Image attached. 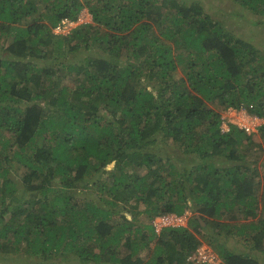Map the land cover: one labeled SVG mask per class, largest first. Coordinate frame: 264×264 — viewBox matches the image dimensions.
Here are the masks:
<instances>
[{"label": "trees", "instance_id": "1", "mask_svg": "<svg viewBox=\"0 0 264 264\" xmlns=\"http://www.w3.org/2000/svg\"><path fill=\"white\" fill-rule=\"evenodd\" d=\"M231 1L216 21L195 0H0V264H201L214 242L263 264L264 156L219 111L264 121V55L228 28L264 0ZM83 9L93 26L53 32Z\"/></svg>", "mask_w": 264, "mask_h": 264}, {"label": "rangeland", "instance_id": "2", "mask_svg": "<svg viewBox=\"0 0 264 264\" xmlns=\"http://www.w3.org/2000/svg\"><path fill=\"white\" fill-rule=\"evenodd\" d=\"M195 3H198L199 5H201L204 12L216 21L223 20L222 19L223 12H225V11L231 12L233 10V7L235 6V3H233L231 0H195ZM172 12H174L173 9H172ZM84 14L81 13V15H84ZM81 15H79V18H83ZM251 18H252L251 21L248 23L241 24L240 26H237L235 28L232 27L235 25H230V26L228 25V28L236 36L241 37L242 39H245V40L250 39L249 43L254 44L255 47L260 50V53L262 55H264V42H259L260 44L257 42L258 40L264 41V18L254 17V16ZM87 19H89V17H87ZM227 22L229 24L236 23V21L232 18H230ZM254 38H256V39H254ZM181 58L187 59V52L182 53ZM120 64L121 65L123 64L122 61L120 62ZM186 72H187V70L178 69L177 71H175L173 76H174V78H178V77L186 78ZM70 80H68V82ZM156 90H158V88H156ZM211 107H214V106L211 105ZM225 111L226 110H220L219 111L220 116L222 118H223ZM242 117H243L242 112L239 110H234V111L225 113V119L228 122H235L236 120H239ZM251 117H252V119H254L253 122H254V125L256 126V128L264 125V121L261 120L260 118L254 116V115H251ZM244 119L246 121L250 120V123H251L250 118L245 117ZM252 137L254 139L252 138L253 139L252 143H251V145H249L250 148L255 150V152H257L259 155L264 156V133H263V131L262 132L258 131L256 133V135L252 136ZM244 153L247 155V158H245V161L247 163L252 161L255 158V156H252V153L250 154L247 150H245ZM254 170L258 174L257 175L259 177L258 180H261V181L264 180V168H261L260 165H255ZM261 189H263L262 191H264V188H261ZM261 196H262V194L258 197L260 200H261ZM189 216H190V214L188 212H185V218H188ZM138 220H142V216H139ZM249 220H250V218H248V221ZM143 221H145V220H143ZM157 222H158V219L156 220L155 224H157ZM129 237L132 238V236H129ZM226 238H228V243H230V246L228 247L229 250L231 249L230 248L231 246L235 245L238 252L248 251V248L245 247L243 245V243L240 244V241H236V239H234L233 237H226ZM127 239H129V238L126 234V236L124 237L123 243H125V241ZM223 240H224V238H223ZM154 244L155 243L151 244L150 250H152L154 248ZM214 244H215V242L213 243L212 246H208V245H207V247L205 245L200 246L199 247L200 250H199V253L197 255V258L203 257L202 259H207L210 264H220L219 257L217 256L218 251L213 249V246H216V244L215 245ZM123 247H124V245H123ZM141 252H142V254L140 256L143 257L144 259H147V257L150 256V254H151V253H149L150 251H148V249H144ZM262 258L263 259H261V261L264 264V256Z\"/></svg>", "mask_w": 264, "mask_h": 264}, {"label": "clouds", "instance_id": "3", "mask_svg": "<svg viewBox=\"0 0 264 264\" xmlns=\"http://www.w3.org/2000/svg\"><path fill=\"white\" fill-rule=\"evenodd\" d=\"M86 14H84V13ZM84 14V15H81ZM79 15H81L83 18H79ZM78 15V17L76 19H63L62 21H60V26L56 27L53 29V32L57 35V34H62L63 36H66V35H70L72 33V31L76 28H78L79 26H83V25H92V21H91V16L89 15V13L87 12L86 9H83L80 14ZM87 17H89V19H87ZM93 26V25H92ZM236 109H233L231 107H229L228 109H226L225 113L226 112H229V111H234ZM240 110V109H239ZM225 113L223 115V118L220 117V120H221V125H220V133H224L226 131L229 130V126H234L236 127L235 124L233 123H230L228 121H226L225 119ZM248 114L251 116L252 114H250L248 112ZM237 128V127H236ZM238 129V128H237ZM240 130V129H239ZM259 131V128H256V132H253V133H257ZM244 132V131H243ZM245 133V132H244ZM246 134V133H245ZM190 214V213H189ZM176 216L174 214H168V216ZM162 216H166V215H162ZM162 216H159V217H156L153 221H152V224L153 226L155 227V230L158 232L160 231L162 228H158L155 224L156 220L158 219V221L160 220V218ZM176 217H179L181 218V220L183 221V224L181 225V227H186V223H187V218H185V213L184 215L182 216H176ZM158 223V222H157ZM203 223V222H202ZM203 246V245H202ZM199 248L196 250V256L195 258H192V257H188V260L192 262V260H196L197 263H207V264H210L208 261H203L202 258H197V255L199 253Z\"/></svg>", "mask_w": 264, "mask_h": 264}, {"label": "built area", "instance_id": "4", "mask_svg": "<svg viewBox=\"0 0 264 264\" xmlns=\"http://www.w3.org/2000/svg\"><path fill=\"white\" fill-rule=\"evenodd\" d=\"M239 111L242 112L243 117L239 120H236L235 122H230V123L235 124L238 129L244 131L247 135L253 132H256V126L254 125V122H253L254 119H252V117L248 114V111L245 108H241ZM245 117L250 118L251 123H250V120L246 121L244 119ZM182 224H183V221L181 220V218L173 216V215L171 216L166 215L160 218L156 226L158 228H162V227H167V226H173V227L181 226ZM202 260L208 261L207 259H202Z\"/></svg>", "mask_w": 264, "mask_h": 264}, {"label": "water", "instance_id": "5", "mask_svg": "<svg viewBox=\"0 0 264 264\" xmlns=\"http://www.w3.org/2000/svg\"><path fill=\"white\" fill-rule=\"evenodd\" d=\"M201 224H203V223L201 222Z\"/></svg>", "mask_w": 264, "mask_h": 264}]
</instances>
